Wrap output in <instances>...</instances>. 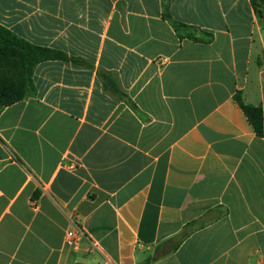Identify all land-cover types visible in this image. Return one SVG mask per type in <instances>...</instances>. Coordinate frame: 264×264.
Here are the masks:
<instances>
[{
    "label": "crops",
    "instance_id": "1",
    "mask_svg": "<svg viewBox=\"0 0 264 264\" xmlns=\"http://www.w3.org/2000/svg\"><path fill=\"white\" fill-rule=\"evenodd\" d=\"M168 2L0 0V26L69 58L0 111V264L264 260V132L235 101L264 116L260 7Z\"/></svg>",
    "mask_w": 264,
    "mask_h": 264
},
{
    "label": "trees",
    "instance_id": "2",
    "mask_svg": "<svg viewBox=\"0 0 264 264\" xmlns=\"http://www.w3.org/2000/svg\"><path fill=\"white\" fill-rule=\"evenodd\" d=\"M163 1L164 17L171 21L169 0ZM251 2L255 9L258 10L260 7L259 13L264 23V0L260 2L251 0ZM173 26L181 40L186 38L194 42H211V39L204 40L199 37L197 31L191 32L192 30L184 24L173 22ZM50 60L69 61V58L60 51L35 46L22 40L11 31L0 26V111L35 94L34 69L38 64ZM258 64L264 66V55L259 58ZM111 86V89L118 93L114 83H111ZM120 97L127 98L123 93H120ZM235 101L245 113L256 135L262 137L264 132L262 107L245 104L241 92L235 94ZM127 102L135 109L132 102L128 100ZM150 261L148 260L147 264Z\"/></svg>",
    "mask_w": 264,
    "mask_h": 264
},
{
    "label": "built area",
    "instance_id": "3",
    "mask_svg": "<svg viewBox=\"0 0 264 264\" xmlns=\"http://www.w3.org/2000/svg\"><path fill=\"white\" fill-rule=\"evenodd\" d=\"M67 245H69L70 247H77L78 245V235L76 234L75 231H69L66 235V239H65ZM255 264H264V260H259L257 261Z\"/></svg>",
    "mask_w": 264,
    "mask_h": 264
}]
</instances>
